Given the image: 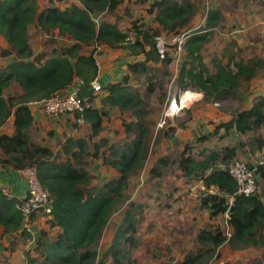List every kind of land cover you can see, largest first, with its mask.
Returning a JSON list of instances; mask_svg holds the SVG:
<instances>
[{
	"label": "trees",
	"instance_id": "1",
	"mask_svg": "<svg viewBox=\"0 0 264 264\" xmlns=\"http://www.w3.org/2000/svg\"><path fill=\"white\" fill-rule=\"evenodd\" d=\"M121 4V0H51V6L40 11L38 0H0V35L10 46L1 54L14 55L0 69V127L13 116L15 131L13 135H0V165L17 171L37 166L39 180L53 198L48 229L42 230L35 239V249L25 252L27 264H107L108 261L124 264L138 248L139 220L133 210L143 211V207L131 204L110 245L103 253L99 254L97 250L111 215L127 201L131 177L143 167L146 143L151 133L145 121L146 103L131 83V75H147L152 67L159 65L169 73L173 61L168 53L164 56L159 54L156 40L159 30H142L134 23L136 40L133 44H125L129 38L127 31L118 24L94 19L97 14L113 13ZM148 12L164 31L179 33L190 23L195 9L188 0H154ZM222 19L219 10L210 9L204 25L187 37L184 45L187 61L181 67L177 83L180 92H202L206 97L225 102L236 98L241 83L250 81L263 67L264 62L260 60L247 64L240 61L232 66L234 59L231 56L228 64L222 60L216 62V72L210 73L204 63L203 51ZM32 25H37L46 35L67 36L70 45L53 49L49 55H35L30 44L29 28ZM97 45L110 48L127 46L130 54L143 57L128 64L131 75L126 74L120 82L102 86V94L93 88L99 77L96 52L83 54L84 47ZM76 81L81 82L78 96L91 104L84 113L91 130L90 139L69 138L59 151L36 143L32 132L35 118L30 104L61 94ZM13 84L20 87L21 94L7 97L6 90ZM149 91L155 92L156 89L151 87ZM186 95L191 96L190 93ZM98 98L101 109L94 107ZM175 100L178 102L179 94L175 95ZM103 107L118 109L123 115L128 113L131 119L130 122H122L125 141L121 146L103 140L109 153L108 158L104 157V164L115 169L118 175L93 187L86 159L90 156V140L103 131L108 115ZM263 128L264 96H260L252 107L217 126L210 137L218 136L221 130L226 134L233 131L248 135ZM210 137L200 138L197 142ZM255 142L260 147L264 144L261 138ZM94 146L100 149L98 144ZM192 151V145L186 143L175 161L170 158L172 156L160 158L150 174L152 178L160 179L175 164L184 177L201 182L205 189L201 207L209 210L213 218L227 215L231 232L227 234L215 226L202 229L197 240L199 244L210 247L188 253L177 264H210L220 256L218 250L224 245L233 251L264 247V200L258 192L248 197L240 195L238 182L227 169L238 155V148L204 149L200 158H196ZM260 174L264 178V165L258 166L257 175ZM16 205L17 200L9 199L0 187L2 234L19 233L20 239H33ZM35 218L34 215L30 221ZM52 231H56V235L52 236Z\"/></svg>",
	"mask_w": 264,
	"mask_h": 264
},
{
	"label": "rangeland",
	"instance_id": "2",
	"mask_svg": "<svg viewBox=\"0 0 264 264\" xmlns=\"http://www.w3.org/2000/svg\"><path fill=\"white\" fill-rule=\"evenodd\" d=\"M121 1L122 4L113 13L97 14L94 19L97 22L107 21L118 24L129 33L130 42L128 44H133L136 40L134 23L142 30L149 28L154 31L159 30L160 34L156 38L164 40L166 53L169 54L173 62L168 69L169 73L161 65L152 67L149 74L139 77L132 76L128 67L121 69L119 66L115 72L116 75H121V79L126 74L131 75V83L140 91L146 103L145 121L148 122L151 133L146 143L143 167L140 172L138 171L131 177L129 189L126 192L127 201L111 215L97 250L100 254L107 249L129 206L134 204L136 207H143V211L137 208L133 210L135 213L137 212L136 215L139 220L136 237L138 248L130 254L124 264H177L183 261L188 253L210 247L199 244L197 240L202 229L215 226L229 234L231 231L227 225L228 217L220 215L213 218L209 210L201 207V199L205 193L203 184L184 177L177 165H171L160 179L152 178L150 170L162 157L172 156L170 158L175 161L181 155L186 143L192 145V153L196 158L201 157V152L204 149L212 150L229 146L238 148V155L235 160L254 166L264 165V144L260 147L255 142L258 138L264 141V128L248 135H241L233 131L226 134L225 130H221L218 136L210 137L217 126L228 122L236 113L250 108L256 100L255 96L264 93V65L256 72L252 80L241 83L238 96L231 100L218 102L213 97H206L202 92L188 91L183 93L180 92L181 89L177 83L181 67L187 61L186 52L183 48L182 52L179 53L177 46L172 45V39L182 35L189 37L193 31L204 25L208 11L217 9L222 12L223 19L220 25L214 29L210 36V42L203 51L204 63L210 73L216 72V62L220 61L221 58L225 59V64H228L231 55H234L232 66L239 59H243L245 63L259 60L264 62V33L262 37L255 36L252 39L251 36L254 34L250 32L249 24L243 23L241 26L237 16L234 17V14L239 10L249 13L253 9L250 7L249 1L254 2L252 4L254 9L264 6H262L263 3H258L259 0H188L195 9L190 23L181 28L179 33H176L177 31L168 33L155 22L154 16L148 12L154 0ZM38 2L41 9L51 6V0H38ZM255 3H258L257 7ZM247 28L249 29L246 30ZM254 30L255 27H252L251 31ZM29 34L35 55L40 53L49 55L53 49L70 45L67 36L46 35L37 25H32L29 28ZM97 46L100 48L84 47L83 54H90L95 51L100 65L102 61L108 63L110 56L118 57L114 64L117 62L123 65L128 64L127 62L133 63L143 59L142 56L130 54L126 49L127 46L115 48L106 45ZM3 50L4 47L0 45V69L5 67L9 56L14 57V55L2 56ZM122 60L124 62H121ZM100 71H103L102 66ZM151 87L155 88L156 91H149ZM148 92L150 93L149 96L147 95ZM187 93L191 94L189 98L185 97ZM20 94L21 89L15 84L11 85L5 93L7 97ZM176 94H179L178 106H181L182 109L179 112L175 110L173 115H170V107ZM124 116L125 118L122 120L130 122V114L126 113ZM105 121L106 129L102 133H111L112 136H115L112 144L121 146L125 141L124 137H121V130L115 129L111 119L107 118ZM73 126L77 130L81 129L76 121ZM166 131L168 134L164 135ZM89 132L90 134L86 132L87 135L85 133V138L88 140L91 136L90 129ZM35 136L37 135L35 134ZM203 137H210V139L197 142ZM67 139L65 136L63 141L55 144V151L61 150ZM103 140L100 137L95 138V142L90 140V156L86 160L88 171L93 177L91 181L93 187L103 184L104 181L113 178L114 175H118L115 169L104 164V157L108 158L109 153L107 151L108 145L103 143ZM95 144L100 146L99 150L95 148ZM257 177L258 193L264 199V178L261 174ZM46 219L40 218L42 221L36 224L35 229L37 230L32 234L33 239L14 238L13 241L9 237L5 238L0 232V264H27L25 252L33 251L37 242L34 240L35 236L38 237L42 230L48 229L47 222L49 219ZM29 228L31 229L30 233H33L32 224ZM51 235H56V231H52ZM16 240H18L17 243ZM260 250L250 248L242 254L220 251V256L210 264H264V252L259 253ZM253 251L258 252L257 255H253L251 253ZM107 264L112 263L108 261Z\"/></svg>",
	"mask_w": 264,
	"mask_h": 264
},
{
	"label": "crops",
	"instance_id": "3",
	"mask_svg": "<svg viewBox=\"0 0 264 264\" xmlns=\"http://www.w3.org/2000/svg\"><path fill=\"white\" fill-rule=\"evenodd\" d=\"M235 1H238V0H235ZM241 1H244V0H241ZM249 2H250V5H251L250 7H252L253 9L249 13H244L242 10H239V11H237L234 14V17L237 16V18L239 19V24H241V26L243 25V23L244 24H249L250 32L254 34V36H251V38L254 39L255 36L262 37V34L264 33V7L263 8L257 7L258 3H263L262 6H264V0H259V2L257 4L255 3L256 7H257L255 9H254V7L252 5V4H254V2L253 1H249ZM42 10L43 9H41V7H40V11H42ZM222 18H223V15H222ZM252 27H255V30L253 32L251 31ZM248 29L249 28H247L246 30H248ZM30 44H31V42H30ZM0 45L4 47V50L10 49L9 44L6 42V40L1 35H0ZM239 46H240V44H239ZM92 47L93 48H95V47L97 48L98 46H92ZM89 48H91V47H89ZM99 48L100 47H98V49ZM231 56L233 57L234 55H231ZM12 59H13V57L9 56V60H8V62H6V65ZM96 59H97V56H96ZM117 59H118L117 56H115L114 58L110 56V60L108 61V63L107 62L104 63V61H102L101 65H100V62L97 59V63H98V66H99V77H98L96 82L99 83L101 86L104 87L105 85L113 84V83H117V82L121 81V78H120L121 75L120 74L116 75L115 72L119 69L118 68L119 66H120L121 69H126V67H128V64L130 62H127L128 64L125 63V65L119 64L117 62H116V64H114L115 60H117ZM221 60L224 62L225 59L221 58ZM137 61H139V60H137ZM229 61H230V59H229ZM240 61H243V59H239V61H237V63L240 62ZM121 62H124V61L122 60ZM245 64H247V63H245ZM101 66L103 68V71H100ZM105 80H107V82H104ZM78 85H79V82L76 81L73 84L72 87H70L68 90L63 91L61 94L65 95V94H68V93L71 94V93L76 92L77 89H78ZM260 96H264V93L255 96V98L257 99ZM99 98L95 101L94 107H96L98 109H101L102 106L100 104V99ZM254 103H255V101H254ZM30 108H31V111H32V115L35 118V124H34L33 129H32V132L34 134L33 139L35 140L36 143H38V144H40L42 146L50 147V148H52L55 151L56 150L55 149V144L63 141L65 136L68 139L69 138H73L74 140H77V139H80V138H85V133L86 132H88V134H90V132H89L90 126L87 123H85L84 125H79V127H81L80 130H77L73 126V123L75 122L74 121L75 119H74L73 116H70V115L61 116V117L48 116L47 114H45V112L42 110V108L38 104H35V103L30 104ZM103 109H104V111L108 112V115L105 117V120L107 118L111 119L112 120V124L114 125L115 129H119V131L121 130V137H124V129H123V126H122V122H123L122 119L125 118V116L118 109H112L110 107H103ZM13 122H14V117L12 116L9 119V121L7 122L6 125H4L3 127H0V135H13L14 134L15 131H14ZM105 124H106V121H104V123H103V130L106 129L105 128ZM102 132L100 133V135L101 134L102 135L101 136L99 135L97 137H100V139L108 140L112 144L113 141L115 140V136H112L111 133L105 134V132H104V134H103ZM35 134L37 136H35ZM86 135H87V133H86ZM97 137H95V138H97ZM94 139H93V141H94ZM1 157H2V155H1ZM115 176H117V175H114V177ZM0 184L5 186L8 189V191L13 196H15V198H17V199L21 198V197H24L25 194H26V191H27L26 180H25L24 176L20 173V171L13 170L11 168H6V167H3L2 165H0ZM40 218L42 220L45 219L44 217L42 218V215H38L31 222L32 228H34L33 229L34 232L32 234H34L35 230H37V229H35L36 224H38L39 222L42 221V220H40ZM0 232H3L2 228L0 229ZM4 237L5 238L9 237V238L13 239V241H14L15 239H20V234L17 233V234H14V235H4ZM36 238H37V236H35V239ZM17 241L18 240H16V243H17ZM12 249H14V248H12ZM254 249H256V250H260L261 249L259 251V253H263L264 252V247H262L260 249H257V248H254ZM224 250L228 251V252H233L235 254H237V253L242 254L244 252V251H233L231 249V247L228 246V245L222 246L221 248H219L218 251L219 252L223 251V253H226ZM251 253L253 255L254 254L257 255L258 252L253 251Z\"/></svg>",
	"mask_w": 264,
	"mask_h": 264
},
{
	"label": "built area",
	"instance_id": "4",
	"mask_svg": "<svg viewBox=\"0 0 264 264\" xmlns=\"http://www.w3.org/2000/svg\"><path fill=\"white\" fill-rule=\"evenodd\" d=\"M186 39L187 37L185 35L175 36L172 39V45L177 46L179 53L182 52ZM157 40L159 54L164 56L167 50L166 43L162 38H157ZM129 42L130 38H128L125 44H128ZM80 84L81 82H79V85ZM93 88L97 93L103 91L102 86L97 82L93 84ZM35 104H38L48 116H73L78 125H84L86 123L84 113L91 107V104L78 96L77 91L65 95L56 94L48 99L35 102ZM181 109L182 107L178 106V102L174 100L170 107V115H173L175 110L176 112H179ZM227 169L230 175L238 182L240 195L248 197L255 195L258 192V166L250 167L246 162L234 160L227 166ZM20 173L24 176L27 185V191L24 197L17 199L5 186L0 184V187L9 199L17 200L16 208L23 214L26 220L25 228L30 232V220L34 215H42L45 218L50 219L53 198L49 190L41 184L37 166L26 167L20 170Z\"/></svg>",
	"mask_w": 264,
	"mask_h": 264
},
{
	"label": "bare ground",
	"instance_id": "5",
	"mask_svg": "<svg viewBox=\"0 0 264 264\" xmlns=\"http://www.w3.org/2000/svg\"><path fill=\"white\" fill-rule=\"evenodd\" d=\"M189 98V97H188ZM186 101H187V98H186Z\"/></svg>",
	"mask_w": 264,
	"mask_h": 264
}]
</instances>
